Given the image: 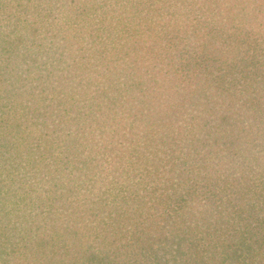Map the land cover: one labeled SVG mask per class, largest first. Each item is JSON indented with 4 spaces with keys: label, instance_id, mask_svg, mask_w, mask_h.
Here are the masks:
<instances>
[{
    "label": "trees",
    "instance_id": "obj_1",
    "mask_svg": "<svg viewBox=\"0 0 264 264\" xmlns=\"http://www.w3.org/2000/svg\"><path fill=\"white\" fill-rule=\"evenodd\" d=\"M0 264H264V0H0Z\"/></svg>",
    "mask_w": 264,
    "mask_h": 264
}]
</instances>
